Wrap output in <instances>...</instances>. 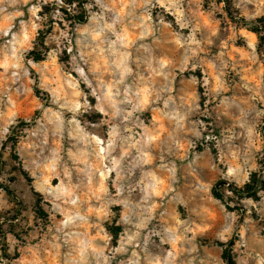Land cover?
<instances>
[{"label": "clouds", "instance_id": "9594fccd", "mask_svg": "<svg viewBox=\"0 0 264 264\" xmlns=\"http://www.w3.org/2000/svg\"><path fill=\"white\" fill-rule=\"evenodd\" d=\"M0 264H264V0H0Z\"/></svg>", "mask_w": 264, "mask_h": 264}]
</instances>
